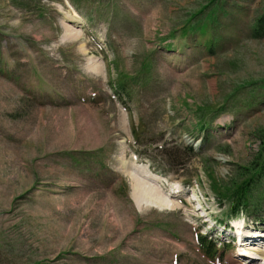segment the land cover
Masks as SVG:
<instances>
[{"label": "rangeland", "instance_id": "1", "mask_svg": "<svg viewBox=\"0 0 264 264\" xmlns=\"http://www.w3.org/2000/svg\"><path fill=\"white\" fill-rule=\"evenodd\" d=\"M263 15L264 0H0V264H264L263 243L231 262L249 244L218 222L264 232V181L253 216L226 197L264 162Z\"/></svg>", "mask_w": 264, "mask_h": 264}, {"label": "trees", "instance_id": "2", "mask_svg": "<svg viewBox=\"0 0 264 264\" xmlns=\"http://www.w3.org/2000/svg\"><path fill=\"white\" fill-rule=\"evenodd\" d=\"M215 10L213 9V11L210 13V15H215ZM255 36L256 37H264V15L260 18H258L257 22H256V28H255ZM121 88H123L122 85H120ZM264 151V146L262 147ZM257 180V181H256ZM264 181V162L262 165H260V169H256L253 171L252 175L247 178L245 181H243L241 184H237L234 188L232 193L230 192V190L226 191V195H222L219 194L221 192H219L217 194V196H226L227 200L230 202L231 206L230 209L228 211V214L230 216V218L233 217H239L242 214L247 215L248 217L253 216V212L256 209H253L252 211H250V204L248 203L249 200L251 201L252 199V191L253 188H251V185L253 182H262ZM253 187V186H252ZM216 190H218V187L216 186ZM254 191L257 192V190ZM217 199V198H216ZM219 200V199H217ZM254 201L259 202V198L258 196H254L253 197ZM221 201V200H219ZM202 239V238H201ZM205 250L207 254H214L215 250L213 245H210L208 247L205 246Z\"/></svg>", "mask_w": 264, "mask_h": 264}, {"label": "bare ground", "instance_id": "3", "mask_svg": "<svg viewBox=\"0 0 264 264\" xmlns=\"http://www.w3.org/2000/svg\"><path fill=\"white\" fill-rule=\"evenodd\" d=\"M66 3H68V2H66ZM70 8V7H69ZM71 9V11H72V13L71 14H68V13H66V14H64V15H67V20L68 21H70V22H72L75 26H80L81 27V25H82V19L79 17V15L72 9V8H70ZM143 173H147L148 175H144V177H142L143 179L144 178H150V180L151 181H159V177H157V176H155V175H153V174H151L150 172H148V171H144ZM149 182H145V183H143V182H139L138 184H137V186H136V189L134 190L135 191V194L133 195V196H135L136 194H140V195H143V196H145V197H148V196H155V194H154V192H153V188L151 187V186H149V184H148ZM153 185H156V184H153ZM172 192V191H171ZM170 194H172V195H174L175 193L173 192V193H170ZM178 194V193H177ZM160 196H155V198L154 199H157V198H159ZM195 201H197V198L195 199ZM163 206H165V207H170L171 206V204H168V203H165L164 201H163ZM172 208V207H171ZM173 208H175V207H173ZM243 225V224H242ZM242 225L241 224H237L236 223V227L239 229V228H241L242 227ZM250 232H248V231H245L244 232V239H246V241H248L249 242V240H251V241H253V243H256V246H249V247H246V250H242V249H240L238 252H239V254L237 255H233V257H231L229 260L231 261V262H236V260L238 259L237 257H243L244 255L243 254H245V257L244 258H250L249 260H251V259H254V257H252L251 258V254L252 255H254L255 253L254 252H256V253H259V250H257V248L259 247H257V245L260 243L259 241H262L263 239H264V232H260V234H256V233H250ZM246 244H247V242H245ZM242 245H244V243L243 244H241L240 246H242ZM256 247V248H255ZM260 248H262V247H260ZM260 248H258V249H260ZM243 252V251H246V252H243V253H241V252ZM258 251V252H257ZM254 253V254H253ZM264 254V253H263ZM237 258V259H236ZM239 260V259H238ZM263 261H264V258H263Z\"/></svg>", "mask_w": 264, "mask_h": 264}]
</instances>
